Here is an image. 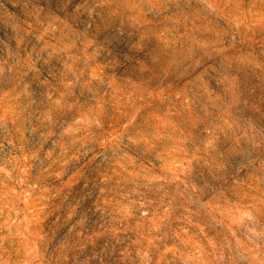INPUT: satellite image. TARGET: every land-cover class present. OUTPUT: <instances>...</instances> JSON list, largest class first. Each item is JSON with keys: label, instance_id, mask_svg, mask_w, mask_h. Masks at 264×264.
<instances>
[{"label": "clouds", "instance_id": "9594fccd", "mask_svg": "<svg viewBox=\"0 0 264 264\" xmlns=\"http://www.w3.org/2000/svg\"><path fill=\"white\" fill-rule=\"evenodd\" d=\"M0 264H264V0H0Z\"/></svg>", "mask_w": 264, "mask_h": 264}]
</instances>
